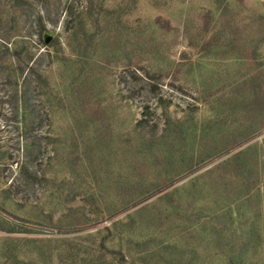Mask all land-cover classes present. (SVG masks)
I'll use <instances>...</instances> for the list:
<instances>
[{
	"label": "rangeland",
	"instance_id": "374dc122",
	"mask_svg": "<svg viewBox=\"0 0 264 264\" xmlns=\"http://www.w3.org/2000/svg\"><path fill=\"white\" fill-rule=\"evenodd\" d=\"M0 264H264V0H0Z\"/></svg>",
	"mask_w": 264,
	"mask_h": 264
}]
</instances>
